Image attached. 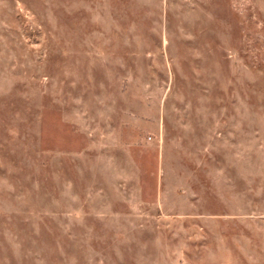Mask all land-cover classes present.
<instances>
[{
    "label": "rangeland",
    "instance_id": "rangeland-1",
    "mask_svg": "<svg viewBox=\"0 0 264 264\" xmlns=\"http://www.w3.org/2000/svg\"><path fill=\"white\" fill-rule=\"evenodd\" d=\"M0 264H264V0H0Z\"/></svg>",
    "mask_w": 264,
    "mask_h": 264
}]
</instances>
